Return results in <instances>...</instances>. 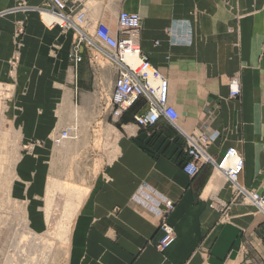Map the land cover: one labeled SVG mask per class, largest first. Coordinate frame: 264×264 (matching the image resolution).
I'll list each match as a JSON object with an SVG mask.
<instances>
[{
	"label": "crops",
	"instance_id": "1",
	"mask_svg": "<svg viewBox=\"0 0 264 264\" xmlns=\"http://www.w3.org/2000/svg\"><path fill=\"white\" fill-rule=\"evenodd\" d=\"M44 5L0 0V81L9 80L7 62L21 51L16 95L30 100L16 102L30 106L13 118L31 121L30 136L47 133L49 125L40 121L78 118L77 107L94 118L99 103L97 57L85 46L77 67L69 58L73 33L90 41L88 32L83 26L47 28L38 14ZM72 11L85 15L88 31L102 21L115 29L120 12L139 15L142 51L168 80L180 129L205 134L215 161L229 148L238 150L240 185L264 193V0H73ZM185 24L189 45L167 35ZM230 76L240 81L237 99L228 96ZM141 111L143 101L114 121V157L89 182L62 249L40 252L36 239H0V264H264V212L236 198L210 164L188 177L180 167L181 138L163 120L152 130L139 129L133 116ZM142 186L175 205L167 218L175 241L163 252L156 249L159 218L132 201Z\"/></svg>",
	"mask_w": 264,
	"mask_h": 264
},
{
	"label": "rangeland",
	"instance_id": "2",
	"mask_svg": "<svg viewBox=\"0 0 264 264\" xmlns=\"http://www.w3.org/2000/svg\"><path fill=\"white\" fill-rule=\"evenodd\" d=\"M44 25L47 27L46 23ZM83 31L88 32L90 38L93 37L94 31H88L86 27H83ZM24 34L23 29L20 36L23 37ZM78 38V34L73 33L72 41L75 39L77 42ZM87 43L84 39L82 48L87 46L88 51L97 57L94 59L95 71L101 74L95 87L99 101L95 108L96 116L87 118L86 114L81 113L82 111L77 107L78 118L40 121L45 126L49 125L46 127L49 128L47 133L43 136L28 135L31 128L35 127H27L31 121L13 118L16 111H22L24 106H30L27 102L16 101H29L30 97L16 95L18 80H15V75L20 63L21 51H17V55H12L7 62L9 80L0 81V239L2 240L36 239L42 243L40 245L43 251L61 250L62 244H65L64 238L60 237L63 233L48 231L45 207L49 187L52 183L61 182L75 189L66 201L74 210L68 225L70 230L71 224L77 222L81 205L79 203L88 192L89 182L114 157L118 135L114 123L116 120L110 117L108 110L100 109L103 101H109L112 80L110 74L113 69L108 59L99 53L101 49ZM72 46L74 45H71V48ZM58 105L59 109L56 111L61 112L64 105ZM74 106L71 109L72 116ZM71 126L77 128L76 140L56 145L53 140L55 134ZM58 213L60 219L57 229L61 227L62 222L67 223L68 219L62 210L57 211ZM30 225L38 226V231H27Z\"/></svg>",
	"mask_w": 264,
	"mask_h": 264
},
{
	"label": "built area",
	"instance_id": "3",
	"mask_svg": "<svg viewBox=\"0 0 264 264\" xmlns=\"http://www.w3.org/2000/svg\"><path fill=\"white\" fill-rule=\"evenodd\" d=\"M41 10L58 18L50 28L54 25L62 31L77 30L79 25L87 28L83 13L73 17V0H45V5ZM178 26V29H169L167 35L170 39H177L189 45L191 43L190 28L187 24ZM139 30V15L120 12L115 19V29L108 21H102L95 27L93 37L87 41L88 45L101 49L99 53L108 59L114 70L109 101H103L100 109L108 110L110 117L118 120L139 101H143V111L133 116V123L139 129L152 130L163 120L173 129L178 138L183 141L184 159L180 161V167L188 177H194L202 164H210L223 173L233 185L236 198L249 197L255 206L264 212V193L259 195L248 192L239 183L244 162L238 150L230 148L219 161H215L208 155L209 138L205 134L195 132L187 134L180 129L177 124L178 113L169 102L168 80L150 63L147 55L142 51ZM83 40L79 34L69 56L74 67L82 61L80 51ZM226 83L229 98L237 99L240 96L238 76L228 77ZM76 132V126H71L57 134L53 139L54 143L59 145L64 140L75 138ZM132 201L159 218V230L162 236L156 249L163 252L171 247L175 241V235L167 218L174 209V202L143 186L132 197Z\"/></svg>",
	"mask_w": 264,
	"mask_h": 264
},
{
	"label": "bare ground",
	"instance_id": "4",
	"mask_svg": "<svg viewBox=\"0 0 264 264\" xmlns=\"http://www.w3.org/2000/svg\"><path fill=\"white\" fill-rule=\"evenodd\" d=\"M39 12H40V14L42 16V19H43L44 23H46L47 27H50L51 24L56 23L55 20H58V18H56L54 15L48 14L44 10H41L40 9ZM79 26H84V25H79ZM53 27H58V26L57 25H54ZM53 27H51V28H53ZM81 39H84L82 35H81ZM86 40L89 41V39H86ZM74 115L77 116L76 114H74ZM57 134H59V133H57ZM57 134H55V136ZM77 136H78V132H76V137L75 138L64 140L62 143L66 142V141L76 140ZM216 171H218V170H216ZM219 173H221V172H219ZM221 174L224 175L223 173H221ZM52 185L49 187L48 192H47L46 207H45V210H46L45 213H46L47 224H48V229H49L48 231H50V230H52V232L57 231L58 234H60L62 232L63 234L60 237L61 238H64L63 240H64V242L66 244V241L68 240L67 239V237H68L67 234H68V231H69L68 225H69L70 219H71L70 216L72 217L73 216V213H74V210H72L71 205H68L66 201L69 200V197H71V195L75 192V189L72 188L71 185L69 186V185H66V184H62L61 182H55V183H52ZM245 199H249L250 200L249 197H246ZM60 210L63 211V213L65 214V216H67L68 219H67V223L63 224L64 222H62V224H60L61 227H59V229H57V227H58V225H57L58 224V220L60 219L59 213L57 214V211H60ZM167 222H168V220H167ZM159 225H160V223H159ZM45 248H47V247L45 246ZM39 251L40 252L43 251V249H42L41 246L39 247Z\"/></svg>",
	"mask_w": 264,
	"mask_h": 264
}]
</instances>
